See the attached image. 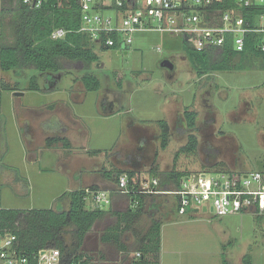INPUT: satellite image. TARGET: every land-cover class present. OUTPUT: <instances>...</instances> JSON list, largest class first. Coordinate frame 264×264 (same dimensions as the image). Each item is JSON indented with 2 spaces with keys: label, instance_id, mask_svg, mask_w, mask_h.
I'll use <instances>...</instances> for the list:
<instances>
[{
  "label": "rangeland",
  "instance_id": "rangeland-1",
  "mask_svg": "<svg viewBox=\"0 0 264 264\" xmlns=\"http://www.w3.org/2000/svg\"><path fill=\"white\" fill-rule=\"evenodd\" d=\"M1 9L2 0H0V46L2 43L12 44L15 40L13 18L8 15L2 18ZM187 44L179 37L175 38L160 32L136 33L131 51L127 55L119 54L115 50H101L95 46L94 51L102 65L101 71L95 73L100 79L106 76L104 82L118 75L122 81L134 85L137 91L132 95L131 92L127 93L126 98L127 105L130 106L129 103L132 102L136 108L128 116L137 122L156 121L165 116L161 111V105L168 92H177L176 96L179 99L181 97L182 102L187 106L195 103L197 108L196 103L200 100L202 85L198 86L194 82L197 79L189 75L187 71L189 63L176 64L178 70L173 80L168 78L167 70L160 67L161 61L169 58L170 55L194 50L189 43ZM158 47L162 52L156 50ZM247 64L244 70L216 72L211 79L218 87L208 90L211 91V95L207 110L210 116L214 114L216 118L213 122V128L216 129L214 136L217 138L228 136L232 139L234 155L240 165L238 169L263 173L264 69L259 61H253V58L248 59ZM9 73L0 71V87L1 82L15 87V74L14 78H11ZM34 73L35 71H29L28 79ZM80 75L82 72L78 71L75 75H67L60 90H64L72 79ZM24 82L25 80L21 79L18 83L23 85ZM27 83L28 81L25 84ZM14 94L15 92L2 91L0 106V206L22 212L54 209L57 206V199L67 190L68 181L62 174L60 162L56 160L54 153H43L46 162L40 161L34 164L23 155L22 131L15 108L26 103L31 95L27 94L24 99H20ZM243 101L249 104L246 113L232 117L231 115ZM44 103L45 99L42 101V104ZM204 109H199L201 118H206ZM124 117V115L120 116L115 123H98L97 120H93L92 124L97 133L96 141L103 145L124 143L127 138L122 135V131L118 137L117 130L121 129ZM199 125L202 126V122ZM177 138L175 137L176 140ZM210 144L213 145L212 140ZM174 148L173 141L169 149L177 151ZM203 154L202 146L195 155H180L175 165L189 174L199 171L215 173L231 171L226 164L214 163L216 160L202 161ZM226 155L229 157V154H224L220 160L226 161L227 159L224 158ZM173 158V153L161 155L159 161L163 169L170 167ZM140 180L143 181L141 177ZM87 207L90 209V203ZM161 235L164 264H223V249H226L230 264H240L244 254H249L246 259L247 264H264V217L258 214L244 212L216 217L208 212L194 216L192 210L188 209L184 215L175 213L171 224L163 229ZM226 239L231 245L226 244L228 242L225 241Z\"/></svg>",
  "mask_w": 264,
  "mask_h": 264
},
{
  "label": "crops",
  "instance_id": "crops-1",
  "mask_svg": "<svg viewBox=\"0 0 264 264\" xmlns=\"http://www.w3.org/2000/svg\"><path fill=\"white\" fill-rule=\"evenodd\" d=\"M172 37L178 38L176 36ZM101 50H115L118 53L121 52L126 55V52L127 54L130 53L131 47L122 50ZM185 55L187 57L188 53L181 52L179 55L174 54L170 55V57H176L179 61ZM63 82L59 80L57 82L55 80L51 81L52 89L46 90L48 83H40L39 81V90L19 89V92H22L23 95L14 94V96L20 99H24L27 94L31 95L26 103H22L19 105L20 107L16 106L15 108L22 131L23 155L34 164L40 161L46 162L44 156H42L43 153H54L56 160L60 162L62 174L68 181L67 190L64 193L76 190L85 191L87 194V206L90 203L89 210H94L97 206L96 195L98 193H106L108 201L100 204V208L104 214L94 223L87 234L84 242L85 252L92 260V264H130L129 259L134 257V253H130L128 257L127 254H123L118 249L116 244L103 242L102 238L105 233L119 225L121 215L127 213L130 208H133L135 197L122 193L119 189V181L108 177L106 172L117 170L125 172L138 171L140 173L139 177L143 180L142 184H148L149 187H151L153 181L150 177L153 172H171L173 170L187 172L178 169L175 165L180 155H187L181 153V149L187 143H185L186 141L183 139V134L180 131L183 128L180 124L178 125L177 121L180 122V119L182 120L185 116L189 115V111L192 113L194 111L198 114L199 122L213 127V122L216 119L215 115L212 114L210 116L208 111H206V118H201L199 109H208V106H204L209 103L210 95L208 94V90H213L218 85L213 79L194 80L198 86L202 85L200 100L196 103L197 108L195 107V103L192 106H187L182 102L181 97L179 99L176 96L177 92H168L161 105V111H163L165 116L156 121L145 120V123H143L141 121L137 122L128 116L132 110L135 111L136 107L132 102L129 103L130 106L127 105L126 95L119 96L120 99H117L115 95L109 92L107 98H105L101 94L100 89L88 91L80 81V78L72 79L64 90H60ZM104 84L111 87V89L117 88L122 92L131 91V95L137 91L134 85L122 81L118 75H115L112 80L108 78L106 82L101 83L102 86ZM43 99H45L44 104H42ZM123 115L125 117L121 129L117 130L119 131L118 137L121 134L120 131H122V135L127 138L124 143L121 145L118 143L103 145V143L96 141L97 133L93 127L94 124H92L93 120H97L98 123H115V120ZM126 115L128 118H126ZM234 115L233 113L231 116L233 117ZM107 130L109 132V129ZM161 130L163 134H168L169 145L166 148L161 147L159 144L148 147L142 143L146 135H153L159 133ZM209 132H212L214 136L216 130H209ZM175 137H178L177 140ZM225 137L227 138L228 136L218 138ZM136 138L141 139L139 143L135 142ZM206 140L208 142V138ZM173 141L177 149L175 152L169 149ZM163 153L174 154L173 161H171L168 169H163L161 161H159ZM219 162L225 165L222 160ZM183 180L184 178L181 180V187ZM159 194L162 195H147L145 197L143 209L138 210L140 216L135 225L128 226L127 224H122L121 230L124 231L121 235L122 243L133 247L136 244V233L146 231L152 220L162 223V234L163 229L168 224H171L174 214H179L180 199L175 192L164 191ZM246 213L258 214L264 217V213L260 211H247ZM192 215L195 216L196 213L192 211ZM225 241L228 240L226 239ZM226 244L231 245V242L228 241ZM227 245H224V247ZM223 251V261L230 264V259L226 255V249H223ZM248 256L249 254H244L242 260H240V264H247L246 259ZM160 264H164L162 235Z\"/></svg>",
  "mask_w": 264,
  "mask_h": 264
},
{
  "label": "trees",
  "instance_id": "trees-1",
  "mask_svg": "<svg viewBox=\"0 0 264 264\" xmlns=\"http://www.w3.org/2000/svg\"><path fill=\"white\" fill-rule=\"evenodd\" d=\"M213 8L226 11L232 8V4L222 2ZM250 10L262 12L264 8L244 9L243 14L251 19L254 11ZM1 14L2 18L4 15L13 18L15 40L12 44L2 43L0 46V71L15 72L17 77L15 85H21L18 80L28 77L29 71H35L28 83V90L31 91L39 90L40 75L78 71L82 72L81 80L88 91L100 88V81L91 74L93 65L99 61L94 51L95 45L84 34L78 33L81 27L79 0H47L39 8L25 4L24 0H2ZM57 29L68 31L65 38L51 37ZM254 38V35H248L245 51L240 53L234 50L232 37H228L223 47L209 48L203 52L187 50V53L200 74L244 70L248 66V59L252 58L253 61H259L264 69V53L255 47ZM11 87L14 86L1 82V88L4 90L19 91ZM168 145V134L165 133L161 147L166 148ZM198 146L197 138L190 135L181 153L194 154ZM124 174L128 176V189L131 191L128 195L135 197V203L133 208L120 216L119 225L105 233L102 241L116 244L128 257L130 253H134V257L129 259L130 264H160L162 226L160 221L152 220L146 231H136L137 239L133 247L121 242V235L124 233L121 227L122 224L133 226L137 223L140 216L138 210L143 209V200L147 195L159 196L162 195L159 193L164 191H180L181 180L189 173L175 170L153 172L150 177L158 182L157 185H153L152 181V188L149 187L153 194L142 192L143 181L141 182L138 171L106 172L108 177L117 181ZM103 214L99 204L94 210L87 209V194L83 190L64 193L57 199V206L54 209L22 212L0 206V239L8 234L14 235L16 237L14 246L17 251L27 256L52 248L60 251L63 264H92V260L85 252L84 242L94 223ZM137 253L140 256H137ZM223 264L227 262L223 261Z\"/></svg>",
  "mask_w": 264,
  "mask_h": 264
},
{
  "label": "built area",
  "instance_id": "built-area-1",
  "mask_svg": "<svg viewBox=\"0 0 264 264\" xmlns=\"http://www.w3.org/2000/svg\"><path fill=\"white\" fill-rule=\"evenodd\" d=\"M47 0H24L25 4L41 7ZM230 2L226 11L213 8ZM81 27L84 34L100 49L122 50L134 43V35L142 32H160L184 39L198 52L223 47L228 37L233 38L237 52L246 48V38L254 35L255 47L264 53V11L250 18L243 10L264 8V0H79ZM112 12V15L106 14ZM68 31L54 30L53 39H63ZM161 52V48H157ZM128 176L119 179V189L129 194ZM153 180V185H157ZM143 193H153L149 185L142 184ZM158 193V192H157ZM179 196L180 215L188 209L213 207V215L226 217L242 212L264 213V174H239L199 171L184 177ZM97 204L108 201L106 193H98ZM16 237L6 235L0 239V264H63L57 249H43L32 256L18 252ZM140 256V254H136Z\"/></svg>",
  "mask_w": 264,
  "mask_h": 264
},
{
  "label": "flooded vegetation",
  "instance_id": "flooded-vegetation-1",
  "mask_svg": "<svg viewBox=\"0 0 264 264\" xmlns=\"http://www.w3.org/2000/svg\"><path fill=\"white\" fill-rule=\"evenodd\" d=\"M167 59H170L172 61V63L174 64L173 70H169L167 68H163V67H161V64H160V67L167 70V72H168L167 76L171 80L175 79V76L177 74V70H178V68L176 67L177 63H181V64L182 63H189V68H188L187 71L189 72V75L191 77H193V79L208 80V79L213 78L214 75H216V72H209V73H201L200 74L199 70L190 61L188 56L186 57V55L183 57V59L180 58V62H178V60H177L178 58H176V57L166 58L165 60H167ZM99 61L93 65V68L91 69V74H93L96 78H98V80L102 83V82H104L106 76H104V79H100L98 77V74L95 73V72H100L101 69H102V65L100 64ZM163 61H161V63ZM75 72L76 71L69 72V73L64 72L63 74L62 73H58V74H55V75H40L38 77V82L40 81V83H48V86H47L46 90H48V89L50 90V89H52L51 81L55 80L57 82L59 80L61 82V81L64 80V78L67 75H69V74L75 75ZM14 74H15V72H12V73L10 72L8 75L11 78H14L13 77ZM81 77H82V75H80V77H77V78H80V81L82 82ZM22 79L25 80L24 84L23 85H19V86L15 85V89L28 90V88H29V84L28 83L30 81V78L28 79V77H23ZM18 81H21V79L18 80ZM27 81H28V83L25 84ZM11 88L14 89V87H11ZM99 89L101 91V94L105 98H107L109 92H111L113 95H115L117 99H120L119 96H125L127 93H129V91H125V92L123 91L122 92L121 90H119L117 88L111 89V87H108L105 84L103 86L101 85V87ZM1 90L7 91V90H4V88L0 87V91ZM13 92H16V91H13ZM210 93H211V91L208 92L209 95H211ZM204 106L206 107L208 105L206 104ZM248 106H249V104L246 103V101H243L237 107V109L235 110L234 114L235 115L236 114H240L241 115V114L246 113V111L248 110ZM204 110L208 111L206 108ZM197 115L198 114L196 112L193 111V113H192L191 111H189V115L185 116L182 120L180 119V122L177 121L178 125L180 124V126L183 128V130L180 129V131L183 134V139H185V141H186L185 143L188 142V138H189L190 135H194L195 137L198 138V141H199V146H198L196 154L200 151L201 147L203 146L204 154L201 156L202 161L213 162V161H210V160H216L214 163H217V162L220 161L222 155L229 154V157H228V155L224 156V158L227 159L226 161L224 160V158H222L224 160V164H226V165H228L230 167L229 169L231 171L230 172L228 171V172L231 173V174L244 172V171L238 169L240 167V165L238 164L236 156L234 155V145H233L232 139L230 137L229 138L227 137V139H223L222 140L220 138H217V137L213 136L212 132H209V130H216V129L211 127V126H208L206 123H203V122H202V126H200L199 123H201V122H199L200 119L198 118ZM163 138H164V134H163V132L161 130L159 133H156V134H153V135H151V134L150 135H146L145 138L142 140V143L144 145L148 146V147H153V146H155L157 144L162 145L163 144ZM206 138H208V142H207ZM140 140H141L140 138H136L135 142L139 143ZM211 140L213 142V145L210 144ZM219 146H221V147H219ZM226 152H228V153H226Z\"/></svg>",
  "mask_w": 264,
  "mask_h": 264
},
{
  "label": "water",
  "instance_id": "water-1",
  "mask_svg": "<svg viewBox=\"0 0 264 264\" xmlns=\"http://www.w3.org/2000/svg\"><path fill=\"white\" fill-rule=\"evenodd\" d=\"M187 37L185 38V40L187 41ZM121 52H119L120 54ZM126 55H127V52H126ZM161 67L163 68H167L169 70H173L174 68V64L172 63V61L170 59H167V60H164L162 63H161ZM15 95H23L22 92H19V91H16L15 92ZM247 173V171H244ZM192 211H194L196 214H199V213H213L214 209L213 207H210V208H207V207H202V208H194L192 209Z\"/></svg>",
  "mask_w": 264,
  "mask_h": 264
}]
</instances>
